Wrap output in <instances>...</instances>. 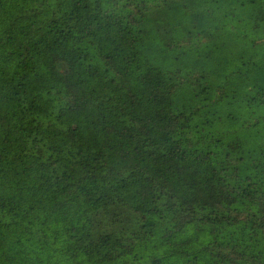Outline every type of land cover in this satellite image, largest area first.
<instances>
[{"label":"trees","instance_id":"trees-1","mask_svg":"<svg viewBox=\"0 0 264 264\" xmlns=\"http://www.w3.org/2000/svg\"><path fill=\"white\" fill-rule=\"evenodd\" d=\"M0 264H264V0H0Z\"/></svg>","mask_w":264,"mask_h":264}]
</instances>
